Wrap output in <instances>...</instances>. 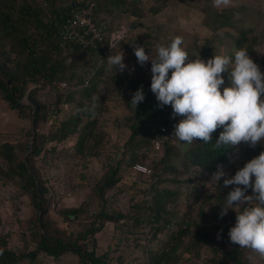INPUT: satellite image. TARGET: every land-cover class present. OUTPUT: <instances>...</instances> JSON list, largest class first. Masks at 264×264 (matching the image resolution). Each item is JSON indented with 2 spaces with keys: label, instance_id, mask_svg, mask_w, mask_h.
<instances>
[{
  "label": "trees",
  "instance_id": "obj_1",
  "mask_svg": "<svg viewBox=\"0 0 264 264\" xmlns=\"http://www.w3.org/2000/svg\"><path fill=\"white\" fill-rule=\"evenodd\" d=\"M73 1L0 0V97L17 110L19 118L30 121L21 146L9 140L0 142V182L14 184L16 195L25 196L31 207L29 233L20 234L23 243L19 250L10 245L0 215V264L32 263L42 252L56 260L72 253L77 264H250L242 255L246 250L252 251L229 241L228 232L235 225L236 212L230 209L223 218L219 216L220 204L233 186L224 187L227 177H223L217 188L207 187L208 177L217 165L228 163L229 156L234 155L227 146L214 147L223 129L212 134L213 144L197 140L187 145L177 140L172 134L182 117L173 118L170 106L158 108L150 90L151 82L139 85L134 78L128 80L123 96L127 112L113 117L114 131H104L101 121L108 116L107 99L98 92V86L106 80V63L95 47L62 38L59 30L71 15ZM186 1L97 0V9L110 16L108 34L124 14L132 17L136 25V20L146 14L156 15L168 5ZM187 2L212 23L211 33L200 41L194 39L193 54L207 61L214 55L232 56L234 49L246 48L250 58L259 62L258 35L252 26L233 18L248 4L241 2L217 9L212 0ZM222 27V38L232 43L231 50L225 53L215 47L217 30ZM135 46H143L149 52L147 39L133 41L127 35L119 42L125 56ZM260 59L263 73L264 56ZM87 77L89 82L84 85ZM54 78L64 79L70 86L63 101L73 103L75 111L66 118L55 116L57 109L52 105L61 99L57 96L60 91L46 85ZM111 79L118 85L115 74ZM141 86L145 99L134 109L130 101ZM43 90L44 100L40 97ZM49 120V129L41 130V124ZM120 130L126 132L124 141L103 149L108 138L114 141ZM156 139H161L158 148ZM261 143L255 148L239 146L243 166L264 151V141ZM59 152L70 177L89 189L77 205L51 209L58 194L50 182L49 170L61 158ZM150 156L149 174L133 169L135 163H143ZM179 167L186 168L188 177H177ZM202 171L200 182L190 175H200ZM190 187L194 193L185 199L181 209L183 190ZM90 195L94 197L92 204ZM123 195L124 207L114 206ZM107 224L112 225V241L101 247L96 235Z\"/></svg>",
  "mask_w": 264,
  "mask_h": 264
},
{
  "label": "clouds",
  "instance_id": "obj_2",
  "mask_svg": "<svg viewBox=\"0 0 264 264\" xmlns=\"http://www.w3.org/2000/svg\"><path fill=\"white\" fill-rule=\"evenodd\" d=\"M212 2L217 9L231 5V0ZM123 39V32L113 34V40ZM182 45L183 38L177 36L166 46L157 45L155 56L146 53L143 46L134 47L140 66L151 62L150 90L156 97L157 107L170 106L173 118L182 117L174 125L172 136L187 145L197 140L213 144L212 134L222 128L214 147L227 146L233 150L235 158L241 144L252 148L262 144L264 73L250 58L248 50L234 49L232 56L214 55L207 61L192 54L196 58L190 60L189 52ZM106 65L122 74L127 67L124 53L111 54ZM224 73H228L230 86L221 91L225 85ZM144 99L141 86L132 95L130 105L136 109ZM229 162H234L233 155L229 156ZM227 176L224 165L218 164L207 184L217 188L221 178ZM223 185L233 187L220 204L219 216L223 218L230 209L237 214L235 225L228 232L230 243L264 257V151L247 161L233 176L225 178ZM237 208L241 210L237 212Z\"/></svg>",
  "mask_w": 264,
  "mask_h": 264
},
{
  "label": "rangeland",
  "instance_id": "obj_3",
  "mask_svg": "<svg viewBox=\"0 0 264 264\" xmlns=\"http://www.w3.org/2000/svg\"><path fill=\"white\" fill-rule=\"evenodd\" d=\"M188 1V0H187ZM186 1V2H187ZM179 2L177 4L168 5L160 13L146 14L143 18L136 20V25L132 21V17L124 14L122 21L128 26H131V29L128 31V35L132 36L133 41L137 39H147L149 52H146L152 56L156 55V46L157 45H168L173 38L180 36L183 38V45L186 51L189 52V59H195L193 54V41L194 39H202L203 36L211 33L209 27H212L210 21H205L204 16L196 8L188 5V2ZM244 2L249 6L240 9L233 16L235 19H240L245 26H252L254 33L258 35L259 41L256 46V55L259 58L257 63L261 70V59L260 57L264 56V0H231V4H239ZM224 28L217 30L219 37H216V49L225 53L231 50L232 43L226 39L222 38ZM199 40V41H200ZM220 52V53H221ZM232 53V52H231ZM126 57H136L134 54V48H132L130 54H127ZM137 60V58H135ZM69 60V59H68ZM67 60V61H68ZM85 65L88 66L87 61H84ZM106 65V64H105ZM136 76L135 79L138 80V83L142 82H151V62H147L145 66H140L137 62L136 66ZM104 77L106 80L100 82L98 86V92L106 97L107 99V110L106 114L108 116L101 121V126L107 133H110L116 129L115 123L112 120L116 115L121 117L127 112L125 106L124 94H120L118 85L114 83L111 79V75L114 74L113 71L105 66ZM262 72V71H261ZM264 73V72H263ZM171 74V73H170ZM225 85L221 87L230 86L228 80V73H224ZM137 81L135 86H137ZM43 92H40L41 99H45ZM66 92L60 91L57 93V96H60L61 99L54 103L52 106L57 109L56 118L60 119L61 117L66 118L70 113L75 111V105L71 102L63 101ZM57 98V97H56ZM54 99V98H53ZM50 120L41 124V130L47 131L49 129ZM30 126V121L28 119L19 118L17 115V110L11 108L6 101L0 97V142L4 140H9L13 143H16L17 146H21L26 139V129ZM117 137L113 141L108 138V143L102 147L107 149L110 145L121 144L126 136V132L120 130L116 133ZM69 143H72L71 141ZM87 151H89L87 149ZM61 158L55 160L51 165L49 170L50 182H53L56 189L58 198L52 202L51 209L53 207L58 208L61 206L67 205H77L80 200L87 194L89 187L85 184L84 186L77 185V179L70 177L69 168L65 163H63V154L59 152ZM234 162L226 163L224 165V170L228 174L227 178L233 176L235 172L243 167L242 158L243 152L238 150V158H235ZM152 156L146 158L143 163L150 168ZM62 162H61V161ZM175 162L180 163L179 159L176 158ZM177 171V177H188V173L185 167H179ZM204 171L200 175L191 172L190 175L196 176L200 182L204 176ZM174 177V174L171 175ZM211 177V176H210ZM208 177L207 182L210 180ZM223 178V177H222ZM225 178V177H224ZM130 180V175L129 178ZM70 182V185H69ZM84 183V182H83ZM185 188V185L183 186ZM207 187L210 188L212 185L207 184ZM194 193V189L183 190V195L180 198V208L184 209V201L188 197L191 198ZM109 195V194H108ZM90 204L93 203V195L89 196ZM117 203L114 206L124 207L125 196L117 198ZM112 204V203H111ZM113 206V205H112ZM95 207V206H94ZM31 207L27 203V199L23 195H16L14 184L8 182H0V215L3 221L2 230L8 231L10 237V245L15 249L19 250L22 248L23 241L20 234L29 233V214ZM54 211V210H53ZM60 218V217H59ZM111 224H107L97 235V243L101 247H106L107 244L111 243ZM161 237H165L163 234ZM156 242V241H155ZM158 243V242H156ZM90 245V244H89ZM254 253V252H253ZM243 259L250 262V264H263L264 257L259 256L258 254L250 251H245L242 255ZM77 257L72 253L63 254L59 259H52L51 256L46 255L44 252L40 253L36 260L32 263L25 264H77Z\"/></svg>",
  "mask_w": 264,
  "mask_h": 264
},
{
  "label": "built area",
  "instance_id": "obj_4",
  "mask_svg": "<svg viewBox=\"0 0 264 264\" xmlns=\"http://www.w3.org/2000/svg\"><path fill=\"white\" fill-rule=\"evenodd\" d=\"M97 0H75L70 17L60 25L59 30L62 38H69L77 44H90L100 52V57L106 63L107 58L113 54H119L122 49L119 47L121 40H113L114 33H124V38L128 35V26L119 22L115 27L108 32L110 16L102 10L97 9ZM113 46L110 48V45ZM124 63L127 65L124 72L115 73L114 69H110L118 78V89L120 94H124L128 88V80H133L136 76L135 61L124 55ZM134 69V70H133ZM92 75V72L90 73ZM126 77V78H125ZM127 80V81H126ZM89 82L88 77L84 80V85ZM47 87L54 88L65 92L70 88L68 82L64 79H51L46 83ZM164 130V127L161 128ZM161 139L155 140V147H160ZM133 168L143 173H148L150 168L142 163H136Z\"/></svg>",
  "mask_w": 264,
  "mask_h": 264
},
{
  "label": "water",
  "instance_id": "obj_5",
  "mask_svg": "<svg viewBox=\"0 0 264 264\" xmlns=\"http://www.w3.org/2000/svg\"><path fill=\"white\" fill-rule=\"evenodd\" d=\"M34 110H35V108L33 107V109H32V114H34ZM33 130H34V129H32V132H33ZM31 142H32V138L30 139L29 147L31 146Z\"/></svg>",
  "mask_w": 264,
  "mask_h": 264
}]
</instances>
